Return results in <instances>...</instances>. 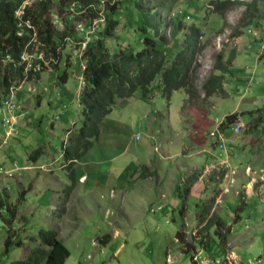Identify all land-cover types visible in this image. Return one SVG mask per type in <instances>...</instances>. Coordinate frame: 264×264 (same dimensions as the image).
I'll return each mask as SVG.
<instances>
[{"label":"rangeland","instance_id":"374dc122","mask_svg":"<svg viewBox=\"0 0 264 264\" xmlns=\"http://www.w3.org/2000/svg\"><path fill=\"white\" fill-rule=\"evenodd\" d=\"M209 1L210 0H139L142 12H159L158 22L162 23L165 27L167 26V28L164 27L161 29L165 44H170L172 41L170 37L171 26L168 25L170 20L175 21L178 25L180 24L181 28H183L181 33L185 31L178 37L179 41L177 46L181 48H186L188 45L187 42L185 43L187 36L186 32H188L187 28L190 26L197 28L198 49H201L193 54L192 65L194 73L189 72V76L194 79V85L200 92L207 77L213 73L216 74L213 72L216 55L222 54L226 56L235 49L233 39H231L230 36L232 32L237 29L238 22L245 11V6L234 5L229 11L225 12L223 17L217 16L209 5ZM251 1L252 0H236V2L243 3H250ZM30 3L31 0H27L23 3V6L26 4L29 5ZM258 7V11H253V17L256 18L258 15V26H260V29L255 30L256 25L251 24L252 26H247L248 28H243L241 30L245 36L249 34V30H252L251 33L255 32L258 36L264 37V2H261ZM135 9L138 10L135 5L130 6V3L119 7L121 12L119 20L123 23L129 20L133 29L126 34L124 31L125 28L121 23L120 28H117L112 33L111 38H104L105 35H102V16L100 19L95 20L89 28H84V26L78 28L76 26L83 23L74 22V28L71 29L74 33V38H70V40L66 41L65 48L61 52V58L57 62L58 69L55 70L49 66L40 73V80H32V82L36 81L35 85L40 87L41 90V96L44 102L40 106H36L32 93L30 91L28 92V90H30L29 84L21 83L18 86L21 88L13 93V100L15 102L25 104V108L28 109V111L26 110V120L31 121L30 123L27 122L18 127L19 132H17V135H19H15L14 141H11L13 138L11 137L12 135L0 138V159L3 154L4 158L10 156L16 163V165H12L14 168V170H12L14 172L8 173V176H12V178L4 180V184L0 181V194L5 188L8 189L10 202L16 209L15 225H17V223L23 225V223L26 222L27 227H25V235L36 236L41 229H51L60 233L61 240L63 238L70 239L74 236L83 240V237H98L93 234H97L100 228L104 230L103 238H105L106 233H110L112 224L115 223L114 227L118 230V233L115 235L117 242H122L125 246V248L119 252V259L133 258L135 264H142L146 254L143 248L146 250L152 244L154 253L158 255L161 254V250L165 246H171V248H173L176 244L175 233L181 228L182 224V220L179 216L182 208L180 201L179 204H177L176 210L172 207V204H169L168 207L165 208V204L163 205V201H165L163 195L164 191L157 182H153L154 180L158 181L159 178H163L169 184L166 199L171 195L173 200H177L176 196L179 193H182L183 196L190 193V196H186V211L183 216V232H185L187 242H194V244L198 246L194 238L198 240V237H200L198 233H195V229H197V223L201 218L195 217V207L198 206L196 205L197 195H203L206 198H211L210 200H212L215 205L221 204L222 211L217 206L214 212L225 216L223 219L226 222L229 221L232 227H236L238 230V234L233 233L232 235L230 234L229 237L240 238V241L243 238H247L250 241L252 240L253 244L251 248L244 247L245 253H259L263 257L260 264H264V231L257 229L263 228L264 225V204L262 208L263 212L260 213L261 217L257 216L258 218L248 220L245 217L246 215H242L243 220L239 222H234L235 219L237 220L236 215L230 217L225 207V205L229 203L232 204V202L237 205V201H240V198H247L248 200V198L253 199V196H258V194H260L262 187H264V162H261V164H259L260 167L256 170L248 167L245 172V177L248 176L245 187L242 188V180L240 176H237L239 173L236 171L234 176L236 180L234 179L227 187L224 177L220 179L223 170L217 166L218 156L212 157L213 149L215 148L210 142L211 140L215 141V138H210V136H212L210 132L217 129V124L222 121L224 117L231 114L237 116V114L246 113L245 111L249 109L248 106H245V102L240 100L237 95L232 97L230 93H228L226 98L230 97L231 99L224 102L213 100L215 98H220L221 96L219 95L214 96V98H204L203 95L200 94V100L195 102V105H192L189 101L184 102L187 95L185 96L183 90L174 91L169 100L161 95L160 90L154 91L149 99L144 100L141 92L138 90L136 94L129 99V106L126 109L134 110L136 116L129 120L125 117L126 115H122L123 110L119 107V110L115 112L121 111V116L113 117L112 120H117L119 126L126 128L131 135H134L136 131L143 133L144 137L142 141L136 143L131 139V142H133L131 149L120 159L112 163L115 169L113 170V174L109 175V177L107 174V177L104 179L107 181L106 186L95 189L94 192L88 190L89 193L93 192L88 195H86L87 192H84V188L81 189L80 186H78L74 193L75 199L70 200L71 204H69V207L63 205L66 198L62 195L63 192L61 191L63 190L61 185H69V183L66 176L68 171L65 170V166L62 164L63 159L60 154V144L64 140L67 130L72 127L73 123H79L81 109L79 98L83 90V85L80 83L82 82L81 79L78 80L76 78V71L80 68L83 70L85 66L82 61L81 53L85 49L84 43L86 41L83 43H77L75 41L85 36H87L90 41H97L99 38H103L109 54L112 55L118 50H123V47L118 45L115 39V37H117L119 39L118 41L127 40L135 51L142 50L144 48V33L139 31V29H137L138 27L135 28L138 26L137 20L139 19L137 15L138 12ZM18 14H21V12H18ZM53 20H55L57 24L58 31L62 32L64 29L63 25L56 22L54 17ZM259 47V45L255 46V52H259ZM173 51L175 53L176 50ZM165 52L167 56L168 54H173L171 48H166ZM169 59V61H172L174 56L170 55ZM252 62V60L245 62L248 63L246 68L249 70V73L253 70ZM167 64L169 65L171 62ZM263 69L264 57L261 62H258V68L255 72H260V70ZM64 73L69 75V80L63 84ZM228 77H230L227 81V83H230L228 85L229 88L239 87V84L235 82L237 81L236 78L233 76ZM223 78L225 77L223 76ZM253 83H256L259 87L252 97H248L250 99L249 103H252L251 99H255L254 107H260L261 109L258 111L256 110L257 115L255 119H253L254 123L260 121L258 120V116L261 115V112L264 117V88L262 89L264 78L262 79L259 78L258 75H255ZM260 92L262 93L261 96L259 95ZM240 102H242V104H240ZM140 106L142 107L143 114L139 113ZM153 113H158L160 115L168 113V120L170 123L166 124L163 122L162 116L156 115L157 121L151 128L148 118L153 116ZM143 115H145V119H143ZM57 116L58 119H56ZM53 118L56 121L53 120ZM247 120L248 118L244 115L241 116L240 120H237L243 123L244 126L238 137H241L242 140H246L247 142L250 137H254L257 141L251 142L252 144L246 143L235 152L237 167H239L240 161L248 162L247 159L250 153L256 151L255 146H258V152H263L260 155V159L264 158V137L262 138V136H264V121L260 124L263 125L262 127H251V130L247 132V128L251 126V123L248 126ZM14 123L15 121L13 120V124ZM52 123L55 125L54 128H51L50 124ZM54 130L55 132H53ZM229 130H231V127ZM146 132H148L149 135L150 133L153 135L155 147L157 148V151H154L157 153L161 151L160 154H154L152 150H148L152 156L146 153L143 155L146 157L143 159V164L151 165L152 170L145 166L141 167L139 158L135 156L138 149L143 147L142 150L145 151L144 146H146V137L148 135L145 134ZM12 147H17L18 152L15 153V150H9ZM165 150L167 152H165ZM84 158L85 157L81 158L76 165L74 162V169L76 171L79 164L83 163ZM28 159L37 160L26 163ZM6 161L9 164L8 158H6ZM253 162H259V158H256ZM225 164H227V162H225ZM32 166L34 169H31ZM60 166H62V168H60ZM0 167L1 178L4 176L6 166L1 165ZM19 167L23 169H19ZM53 173L58 178L55 185L56 187L57 185L59 186L56 188L57 190H55V187L52 185L51 187L55 192L52 194L46 193L44 192L46 190L44 185L48 179H51ZM248 174L254 175L249 176ZM141 175L145 178L141 177ZM253 178L255 179L252 185L254 189L253 192H251V190L249 191L248 189L251 186L250 184H252ZM219 182L226 185L223 187L219 186ZM108 184H112L111 188ZM174 184L179 187V189H176V187L174 189ZM189 186H191V188L187 189L188 194H186L184 190L189 188ZM85 195L90 198L88 202H83V196ZM47 197L48 199L45 200ZM261 197L264 198V194L261 193ZM21 198L24 200L21 201ZM222 200L223 204L221 203ZM36 201L40 204L35 205ZM44 201H47L46 205H41ZM206 205V203H203V211ZM212 205L211 203L209 207L212 208ZM49 207L50 211L48 209ZM235 210H238V207ZM106 211L108 219L105 217ZM171 213L174 214L171 215ZM203 225L204 224L201 223L199 226ZM71 229H73V231L76 230V234L73 236L69 235ZM255 230H258L256 234H254ZM20 236H24L22 232ZM5 238L6 227L3 222L0 221V264H9L13 260L21 259L24 252L32 247L33 242L26 240L21 248L13 247L7 254H3ZM134 240L137 241L135 245L132 244ZM65 241L70 245L69 240ZM112 244L111 247L114 246V243ZM71 245L73 246L74 244L72 243ZM213 246L214 244L209 247L206 255V258L211 261L217 259L213 258ZM111 247L109 246L105 250V253L110 254ZM89 249L90 250H88V246L84 249L82 258H86L85 254L87 251H89L87 253H89L91 257L93 255H100V252H97L101 249L100 244H97V247L95 246L94 249ZM198 250L200 249L196 251L199 252ZM71 253L72 259L79 261L78 257L81 254H78L73 249H71ZM100 256L102 257L103 255L101 254ZM203 256H205V254H203ZM198 264L201 263L199 262Z\"/></svg>","mask_w":264,"mask_h":264},{"label":"trees","instance_id":"16d2710c","mask_svg":"<svg viewBox=\"0 0 264 264\" xmlns=\"http://www.w3.org/2000/svg\"><path fill=\"white\" fill-rule=\"evenodd\" d=\"M26 1L0 0V100L9 96L11 88L17 90L21 83L38 79L40 73L47 69L43 66L40 72L26 70L27 62L21 60L24 53L42 52L44 59L52 60L49 64L50 68L55 70L58 68L57 62L61 58L66 41L74 38L71 29L74 28L75 23L82 22L81 25L84 28H89L102 16V35H105L104 38H111L120 21L119 7L129 3L130 6L137 7L138 10H135L142 22L139 29L144 33V48L140 51L133 50L130 45H121L123 50L110 55L103 38L87 42L82 51L81 57L85 64L82 70L84 89L79 100L82 120L79 131L73 134V142L65 145L63 159L65 163H68L65 166L68 170L73 168V161L79 159L89 149L91 140L98 136L99 124L111 112L115 100L129 99L137 90L147 100L157 90H160L164 97H169L172 91L183 89L190 104L195 105L194 103L200 100V94L208 98L212 95L222 96L225 93L222 80L223 76L230 73L227 65L232 60V56L225 60L222 54L216 55L213 66V72L216 74L209 75L201 87V92L198 91L194 85V79L189 76V72L194 73L193 54L201 49H198L197 28L194 26L187 28L185 43L187 42L188 45L186 48H181L177 46V43L183 28L170 20L168 23L171 26L170 37L177 41L173 42L170 48L176 46L177 51L167 56L165 49L169 46L164 43V36L160 33L159 12H142L139 0H31L29 5L23 6ZM257 2L258 0H252L250 3L236 2V0H210L209 5L219 15L224 14L234 5L245 6L244 17L240 19L237 27L236 33H238L240 29L250 25ZM17 12L21 14L17 15ZM53 17L56 22L63 25L62 32L58 31ZM86 38L87 36L81 37L75 42L83 43ZM170 55L174 56L172 61H169ZM6 56L10 60H5ZM32 62V65L42 64L36 58ZM169 62L171 64L168 65ZM66 77L67 73H64L63 80ZM235 119H237L235 114L226 116L220 124L221 129L232 124ZM184 191L188 192L187 189ZM6 198L5 192L0 194V207L5 206L10 214L9 219L0 215L9 227L4 253H7L11 247L23 246L22 241L14 239L15 232L11 231L16 209L7 203ZM205 215L197 224L199 227L201 223H204L198 230L200 236L198 246L208 252L209 247L214 244L213 258H217L215 260L219 264H228L225 257L228 251L229 228L215 213L209 218H207L208 213ZM57 236L58 233L55 230L41 229L36 236L25 238L31 242L38 241L39 245L32 248L24 259L10 264H64L69 251ZM176 236L179 242H185L182 239L184 236L182 233H177Z\"/></svg>","mask_w":264,"mask_h":264},{"label":"crops","instance_id":"0c3cea01","mask_svg":"<svg viewBox=\"0 0 264 264\" xmlns=\"http://www.w3.org/2000/svg\"><path fill=\"white\" fill-rule=\"evenodd\" d=\"M261 2L263 3L264 0H258L257 3L260 4ZM259 4H257L256 10H254V11H258V8H259L258 5ZM229 10H227V11H229ZM245 11H246V7H245ZM225 12H224V14H225ZM214 14L217 16H221V17L224 16V14L219 15L215 12H214ZM17 15H20V14H18V12H17ZM243 15L241 18H243ZM252 19L253 20H251L250 25L251 24L256 25L255 30L260 29V26H258V15L256 18L252 17ZM121 23L123 24V26L125 28L124 31L126 32V34H128L130 32V30L133 29V26L131 25L130 21L127 20L125 23H123L122 21H119V24L115 28V30L117 28L118 29L120 28ZM137 25L138 26L135 27V28L138 27L137 29H139V27L142 26L141 19L137 20ZM238 25H239V22H238ZM250 25H246L244 28H248L247 26H250ZM242 29H240V31L238 33H236L237 29L234 30L233 35L231 34V36H230L231 39H233L235 49H233V51H231L228 55H226V56L223 55L225 60L227 59V57L232 56L231 57L232 60L227 65L230 73L225 75L224 76L225 78H223V80H222V85H223V89H224L225 93L222 96L219 95V96L225 97V98L220 97V98H215L213 100L224 101V102L228 101L231 98L230 97L226 98V95L228 93H230V96H232V97L234 95L239 96L240 100H243V102H245V106H248L249 109L245 111L246 113L237 114V119L232 124L228 125L226 128L224 126V128L221 129L220 124H222L224 121V119H222V121H220L217 124V129L210 132V134L212 133V136H210V138L211 137L215 138V141L211 140L210 143H212L213 147L215 148V149H213L212 157L218 156L217 166L223 170L222 175L220 176V179H223V177H224V180H225L227 187H228V185L231 184L234 179L236 180V178L234 177L235 171H236L239 173L237 176H240V179L242 180L241 186L243 188V187H245L246 180H248V176L245 177V175H246L245 172L247 171L248 167L250 169L256 170L257 168L260 167L259 164H261V162H264V158L260 159V155L263 152H258V149H259L258 146H255L256 151H253L250 153V156L247 159L248 162L240 161L239 162L240 164L238 165L239 167H237L236 166V160H235V158H236L235 152H237L241 146H244L246 143H251V142L253 143L254 141H257L254 137H250L248 142L246 140H242L241 137H238L244 126H243V123H240L237 120L238 119L240 120L241 116H243V115L248 118L247 124L249 126V124L251 123V126L247 128V132L251 130L250 129L251 127L260 128L263 126V125H260V124H262V121H264V119H263L264 117L262 116V112H261V115L258 116L259 117L258 120H260V121L253 123V121H254L253 119H255V116L257 115L256 114L257 111L261 110V109H260V107H254L255 99H251L252 103H249L250 99L248 97H252L257 92L256 90L259 87L258 85H256V83H253L255 75H258L259 78H262V79L264 78V69L260 70V72H257V71L255 72V70L258 68V62H261L262 58L264 57V37L258 36L255 32L251 33L252 30H249V32H248L249 34L247 36H245L241 32ZM139 31H140V29H139ZM183 33L184 32H182V34ZM115 39L117 40L118 45H122V46H126L127 44L129 45V42L127 40L118 41L119 39L117 37H115ZM173 42L175 43L177 41L172 40L170 45L167 44L169 46V48L172 47L171 44ZM256 45L260 46L259 52H255V46ZM175 47L171 48L172 53H174L173 50H176L177 47L176 48ZM250 60L253 61L252 62L253 70L251 71V73H249V70L246 68V66H248V63H245V62L250 61ZM247 72H248V74H247ZM76 74H77L76 78L78 80L81 79L82 82H80V83L83 85V89H84V82H83V78H82V69L80 68L78 71H76ZM228 76H233L234 78H236L237 81H235V82H237L239 84V87L229 88L228 85L230 83H227V81L230 79V77H228ZM38 79L40 80V77ZM38 79H36V80H38ZM68 80H69V75H67L66 79L63 80V84L66 83ZM231 83H232V80H231ZM26 84H29L30 90H28V92L30 91L32 93V97L35 101L36 106H40L44 102V100L41 96L40 87H37L35 85L36 81L32 82V80H31V82H28ZM20 88L21 87H19L18 89H20ZM263 88H264V85L262 86V89ZM178 90H183V89H178ZM178 90H176V91H178ZM79 91H80V88H79ZM174 91H172L171 94ZM184 93H185V91H184ZM171 94L169 95V97H167V96L164 97L161 93V95L164 98H166L167 100L170 99ZM259 95L261 96L262 93L260 92ZM185 96H186V94H185ZM214 96H216V95H212L210 97L214 98ZM131 98H129V99H131ZM129 99L115 100V105L113 106L111 112L108 113L102 119V121L99 124L98 136L91 140L92 144L89 147V149L85 153H83L79 159L73 161V162H75V165H76L80 161L81 158L85 157L83 159V163L79 164L77 171L74 169V167H75L74 165H73V168L71 170H68L67 168H65V170L68 171V174H66V176L68 178L69 185H63V186L61 185V188L63 191L58 190V191L63 192L62 195H64V197L66 198L64 200V204H63L65 207H69V204H71L70 200L75 199L74 193H75V190L77 189L78 186H80L81 189L84 188V192H87L86 195L92 194L95 191V189L103 188L104 186H106L107 181L104 179L107 177V174H108V177H109V175L113 174V170L115 169V166L112 163L114 161H116L117 159H120L127 151H129L131 149V146L133 144V142H131V139L136 143H139L140 141H142V139L144 137L143 133L136 131L134 133V135H131L126 128H122L119 126V123L117 120H115V121L112 120L113 117L121 116V111L115 112L116 110H119V107L123 110L122 115H126L125 117H127L129 120H131L132 118H134L136 116V113L134 110H132V109L126 110L129 106ZM79 100H80V98H79ZM139 101H143V100H139ZM186 101H188L187 96L185 97L184 102H186ZM247 103H249V104H247ZM240 104H242V102H240ZM21 105L23 106L24 112H26V110L28 111V109L25 108V104L21 103ZM80 108H81V106H80ZM139 110H140L139 113L143 114L141 106L139 107ZM253 111H256V112H253ZM156 115L162 116L163 122H165L166 124L170 123V121L168 120L169 119L168 113H164L161 115L158 113L157 114L153 113V116L148 118V121H149L151 128L153 127V124L157 121ZM56 119H58V116L56 117ZM118 119H120V118H118ZM143 119H145V115H143ZM53 120H55V119L53 118ZM81 120H82V110L80 109L79 123L78 124L76 122L73 123L72 127L67 130L65 138L60 144V154H61L62 159H63V153H64L65 147L68 145V142L69 143L73 142V140H72L73 134L77 133L80 129ZM14 121H15V123L13 124V127H12L13 128V134L11 136L13 138L11 139V141H14V137L19 135V134L17 135V132H19L18 127L22 126L23 124H26L27 122L28 123L31 122L30 120H26V113H25L24 117L17 116ZM237 123L242 126L241 130L238 134L234 132L235 124H237ZM50 125H51V128L55 127V125L53 123ZM58 127H60V126H58ZM230 127H231V130H229ZM4 130H5V128L0 127V133H1L0 138L5 137ZM53 132H55V130ZM145 134L147 135L148 132H146ZM136 136H139V140H136V138H135ZM263 137L264 136H262V138ZM146 139H147L146 146H144L145 151L142 150L143 149V147H142L136 151L135 156L139 158L141 167L145 166L146 168H151L152 167L151 165L149 166L148 164H143V162H144L143 159L146 158L145 156H143L144 153L151 155L148 152V150H152V152L154 154H160L161 151H159L158 153L155 152V151H157V148L155 147V140L153 138L152 133H150V135L148 134ZM188 146H191V145H188ZM216 147H217V149H216ZM17 149H18L17 147H12L9 150H15V153H17L18 152ZM165 152H167V151L165 150ZM169 153H170V151H169ZM6 158L9 159V164L6 161ZM256 158H259V162L255 163L253 161ZM88 159H89V161H88ZM36 160L37 159H28V161H26V163H28L30 161L33 162ZM210 160H211V158H210ZM14 161L15 160L10 158V156L4 158L3 154H2L1 159H0V166L1 165L6 166L5 167L6 169L4 170V176L0 178V181L3 184H4V180L12 178V176H8L9 175L8 173L12 172L14 170V168L12 167L13 164L16 165V163ZM225 162H227V164H225ZM62 164L64 166L68 165V163L64 162V159L62 161ZM224 164H225V166H224ZM60 168H62V166H60ZM19 169H23V168L19 167ZM31 169H34V167L32 166ZM0 170H1V167H0ZM151 170H152V168H151ZM248 175L250 176V175H254V174H248ZM141 177H144V176L141 175ZM56 181H58V178L53 173L51 176V179H48V181L45 183V185L42 183L44 185V187L46 188V190L44 192L51 193V194L54 193L55 191L52 189L51 186L53 185V187H55V190H57L56 188H58L59 185H57V187H56V185H55ZM254 181H255V179L253 178L252 182H251L252 184H250L251 186L248 189L249 191L251 190V192H253V189H254L252 187V185L254 184ZM153 182H157L158 185L161 187V189L164 191L163 195L165 197L164 198L165 201H163V205L165 204V208H167L169 204H172V207H174V209L176 210L177 204H179V201H180V203L182 204V208H181V211L179 213V216L182 220V224H181V228L178 231H176V233H175L176 244L174 245V247L171 248V246H165L161 250L160 255L154 253L152 244L149 246L148 249H146L147 251L145 250V248H143V250L146 252V254L144 256V262L142 264H198L199 262L201 264H219L216 262V260L211 261L209 259L210 260V262H209V260L206 258L207 257L206 256L207 250L201 248V246L200 247L196 246L194 244V242L193 243L187 242L185 232H183L184 231V227H183L184 217L183 216H184V213L186 211V208H185L186 199L188 196H190V193L189 194H188V192L186 193V194H188V195H186L187 197L183 196L182 193H179L176 196L177 200H173L171 195L169 196L168 199H166V193L168 192V187H169V184L167 183V181L164 180L163 178H161V179L159 178L158 181L154 180ZM194 184H197V183H194ZM226 184H222L219 182V186H222V187L225 186ZM108 186L111 188L112 184H108ZM173 186H174V189H175V187H176V189L177 188L179 189V187H177L175 184ZM195 186H197V185H195ZM36 187H37V185H36ZM186 187H188V186H186ZM190 188H191V186H189V188H186V189H190ZM221 189H224V188H221ZM88 190L89 191L92 190L93 192L89 193ZM4 192L7 195V198H6L7 203L11 204L10 196L8 195V189L5 188V190H3V192L1 194H4ZM110 192H111V190H110ZM235 193H236V191H235ZM247 193H248V191H247ZM261 193L264 194V187H262V191H260V194H258V196H253V199L248 198V200H247V198L246 199L240 198V201H237V205H235L233 202H232V204L229 203V204L225 205V207L228 210L227 214H229L230 217L232 215L233 216L236 215L237 221L234 220V222L242 221L243 220L242 215H246L245 217L248 220H253L255 218H258L257 216H260L261 215L260 213L263 212L262 208H263V204H264V198L261 197ZM86 195L83 196V202H88L90 200V198ZM47 199H48V197L45 200H47ZM59 199H60V197H59ZM210 199L211 198H209V197L206 198L203 195L202 196L197 195L196 205H198V206L195 207V210H196L195 211V217L202 219L204 216H206L205 214L208 213L207 218H209L210 215L215 213L218 216V218L222 219L226 223L227 227L229 228V232H228L229 235L230 234L232 235L233 233L238 234V230L236 229V227H232V225L229 221L226 222L223 219L225 216L217 214L216 212H214V210L217 206L222 211V205L221 204L215 205L213 203V201ZM20 200L23 201L24 199L21 198ZM46 203H47V201H44V203L41 205H46ZM203 203H206L208 205V206L207 205L205 206L204 211H203ZM211 203L214 205V207L212 205V208L209 207V205ZM221 203L223 204V200L221 201ZM38 204H40V203L38 201H36L35 205H38ZM237 207H238V210H235ZM5 208H6L5 206L0 207V215L3 216L5 219H9L10 214L6 211ZM48 209L50 211V207ZM65 210H66V208H65ZM174 213H171V215H173ZM16 214H17V212H16ZM63 214H64V212H63ZM168 215H169V213H168ZM105 217H106V219H108L107 218V211L105 212ZM0 221L3 222V224L6 227V238L4 240V246H3V251H4L5 242H6V239L8 236L7 232H8L9 227L7 226L5 221H3V219H1V217H0ZM15 222H16V217L13 219L12 226H11V231L15 232L14 239L19 241V242L22 241V244L24 245V241L27 240L25 238H28L29 236H32V235H25V233H26L25 227H27L26 222L23 223V225L18 224V223H17V225H15ZM152 223L154 224L153 221H152ZM202 224H204V223H202ZM16 226H18V227H16ZM114 226H115V223L112 224V227H111L112 229H111L110 233H106L105 238H103L104 230L101 228L99 229L97 234H93L94 236H98V237H89V238L83 237V240H80L79 237H77V236L70 238V236H73L76 234V230L73 231V229H71L70 233H69L70 239L63 238L62 239L63 241L61 240L60 233L57 232L58 233V236H57L58 240L61 241L62 244L64 245V247L69 251V256H68V258L65 259L64 264H71V263L72 264H135V260L133 258H131V259L130 258H124L122 260L119 259V252L122 249H124L125 246L122 242H120V243L117 242V238L115 235L118 233V230ZM196 227H197V229H195V233H198V230L200 229L201 226H199V227L196 226ZM257 229H259L260 231H264V225H263V228H257ZM21 232L24 235L23 237L20 236ZM257 232H258V230H255L254 234H256ZM177 233H182L184 235L182 239L185 242L181 243L178 241L177 236H176ZM65 240H69L70 245H68V243H66ZM70 240H72L73 242ZM194 240H195V242L198 243V240H196L195 238H194ZM85 241H87V242H85ZM245 242H246V244H245ZM72 243L74 244L73 246L71 245ZM112 243H114L113 247H111V245H113ZM136 243H137L136 240L132 241L133 245H135ZM97 244H100V246H101V249H99L97 252H100V255L101 254L103 255L102 257L100 255H93L91 257V255H89V253H87L89 251H87L85 254L86 258H82V255L84 254V249L87 246H88V250H90L89 248L94 249L95 246L97 247ZM252 244H253L252 240L250 241L247 238H243L240 241V238H236V237L230 238L228 236V244H227L228 251H227V255L225 257L227 260V263L228 264H260L263 257L259 253H254V254L245 253L244 247L251 248ZM38 245H39L38 241L33 242L32 247L28 248L24 252L23 257L21 259H18V260L24 259L28 255L29 251L32 248L37 247ZM109 246L111 247L110 248V254L105 253V250ZM142 246H144V245H142ZM11 248H13V247H11ZM18 248H21V247H18ZM71 249L75 250L78 254H81L78 257L79 261L72 259ZM102 249H104V250H102ZM197 249H200L201 251L198 250L199 252H197L196 251ZM7 253H3V254H7ZM203 254H205V256H203ZM194 257H196V260H194ZM13 261H17V260H13ZM13 261H11V262H13ZM87 261H88V263H87Z\"/></svg>","mask_w":264,"mask_h":264},{"label":"built area","instance_id":"2783aa9c","mask_svg":"<svg viewBox=\"0 0 264 264\" xmlns=\"http://www.w3.org/2000/svg\"><path fill=\"white\" fill-rule=\"evenodd\" d=\"M29 25V23H27ZM81 24H79L77 27L81 28ZM89 38H86V42L84 43V47H86L87 42H89ZM36 58L38 60H40L42 62V64H36V65H32L33 62L32 60ZM5 60H10V58L8 56L5 57ZM21 60L26 61L27 62V68H25L26 70L32 69V71L34 72H40L44 66L48 67L50 66V62H52L51 59L47 60L44 59V54L42 52L39 53H24L21 56ZM16 89L11 88L10 89V94L9 96L2 98L0 100V126L5 128L4 132H5V136L8 135H12L13 134V120L16 119L17 116H25V113L23 111V108L21 106V103L19 102H15L13 100V93L15 92ZM241 125L240 124H235V128H234V132L235 133H239L241 130ZM136 140H139V136L135 137ZM263 183H264V179H263ZM194 260H196V257H194Z\"/></svg>","mask_w":264,"mask_h":264},{"label":"clouds","instance_id":"9594fccd","mask_svg":"<svg viewBox=\"0 0 264 264\" xmlns=\"http://www.w3.org/2000/svg\"><path fill=\"white\" fill-rule=\"evenodd\" d=\"M160 26H161V29H163L165 27L162 23H160ZM165 28H167V26ZM161 29H160V33H161Z\"/></svg>","mask_w":264,"mask_h":264}]
</instances>
